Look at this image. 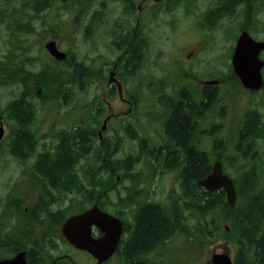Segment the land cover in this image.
Instances as JSON below:
<instances>
[{
  "label": "rangeland",
  "instance_id": "1",
  "mask_svg": "<svg viewBox=\"0 0 264 264\" xmlns=\"http://www.w3.org/2000/svg\"><path fill=\"white\" fill-rule=\"evenodd\" d=\"M154 2L155 0H148L144 6L153 5ZM80 3H84V7H81ZM220 4V0H179L169 8L165 6L164 9H157L150 23V30H145L149 34V46L148 50L143 53L144 61L139 75H130L124 69L122 70L124 92L128 96H134L136 109L124 119L119 130L120 144L115 145L111 144V139L116 132L110 131L104 134L103 131L100 136L106 113L99 116L97 112L92 111V108H101L104 112H108L109 107H112L116 112H121L128 107L118 97V90H112L108 82L109 73L121 56V52L113 47L114 39L110 37L109 31L113 26L118 27L117 24L122 21V12L126 11L127 5L117 0H71L69 4L63 6L57 4L47 12L50 18L48 20L53 18L60 20L59 26L56 25L57 29L51 26V30L55 31L51 34L46 19L35 16L26 0H0V63L5 61L6 57L9 58L11 53L17 55L19 60H23L24 57L21 56H24L26 51L31 58L35 59L31 63H26L28 68L38 73V76L31 81V88L27 89L26 94L30 91L31 101L35 107L37 106L33 124L28 127V130L32 127L37 131L35 135L40 144L38 152L56 147L59 142L57 132H52V130L57 127L62 129L70 126L68 130H71L80 125L92 129L98 135L100 144L96 143L89 155L79 161L77 169L87 186H95L99 191L108 190L103 199L107 212L120 213L132 230L135 224L133 206L150 201L165 206L169 214L175 215L184 225V229L190 231L189 237L176 235L157 252L147 253L142 259L148 264H212V256L223 252L229 253L233 260L236 257L237 245L229 234L226 235L229 238L209 240L207 235L198 236L196 233L195 227L201 231L206 229L202 220L196 222L193 218L186 219L189 213L183 209L180 198L182 194L181 173L176 170L180 169L182 164L176 166L170 163V156L166 155L167 150L165 149L170 145L164 144L165 142L161 139L160 119L163 114L153 108L156 102L168 104L172 100L169 94L172 91L174 94L175 83L182 78L180 67L182 63L177 59L192 60V63H195L192 67L193 71L197 74L203 72L207 77V74H211V70L215 69L213 74L215 79L227 78L230 64L229 36L232 32L234 33L237 25H252L251 21L259 28L258 35L264 38V0H255L252 8H247L244 4H236L232 16L226 15L212 25L206 23L204 16L218 8ZM246 9H249L248 13L251 12L250 9H255L252 16L248 17L247 12L244 13ZM96 11H99L97 16L102 21L97 22L94 18ZM28 17H35L32 22L34 32L20 35L21 37L17 36L16 29H14L15 19L26 21ZM91 20L95 21L92 23L93 40L86 34V27ZM147 27L148 25L145 29ZM49 40H55L59 49L71 55L73 61L58 62L51 57L44 48V44ZM80 63L83 65V68L80 67L84 74L79 76L82 82L78 83L77 77L71 73L75 72L77 65H81ZM189 63L186 62L187 65ZM147 75L151 77L148 78ZM142 79L150 80L140 82ZM153 79L160 93L157 95L155 89L151 87L150 92H146L151 95L156 94L155 98L146 95L144 98L139 97L142 83H152ZM166 81L168 89L165 86ZM217 86L219 88L215 104V127L211 124L213 123L211 115L207 114L205 120H202L204 130L199 132L201 136L198 138V143H195V148L199 152L209 153L212 165L213 162L220 160L217 159L218 157L223 158L221 161L224 169L233 178L237 190L245 185V176L249 178L248 182L253 180L252 192L248 195L243 193L238 197L237 204L240 205L250 196L264 194V160H251L247 156H242V152L233 147L235 125L232 116L245 110L249 105V100L244 99L240 88L236 91L228 82ZM22 88V84L18 81L0 86V116L6 113L10 102L26 91ZM142 88L146 89L143 86ZM188 89L191 90L192 87ZM250 104L260 107L264 104V99L261 95L255 96ZM141 105L147 108L142 110L143 113L140 110ZM260 109L264 111V108ZM90 114L91 118H89ZM6 137L0 142V239L9 237L12 229L16 240L17 238L22 239L21 236H27L25 234L33 227L30 222L24 220V208L36 207L43 195H46L47 204L52 203L51 206L47 205L46 213L53 217L67 215L65 213L71 209L73 211L74 207H78L81 203L84 204V201L87 202L85 197L77 193L50 190L48 193L47 190L45 191L44 186L47 184L44 181L43 184L41 178L40 180L34 177V173H29L33 170V161H22L14 157L10 151L8 137L7 139ZM193 137L196 139L195 134ZM142 140L147 146L145 150L150 153L148 158L142 153V142H140ZM217 141H221L223 148L215 151ZM256 144L255 147L261 148L260 153L264 152V141H258ZM129 155L138 157V162L131 171L132 175L134 174L133 179H130V176L124 177L121 172L115 170L114 176L102 175V170L107 165L112 167L111 162H120ZM247 155L252 156L250 153ZM108 180H111V185H115V189H109ZM128 201L132 203L127 204ZM18 203L22 204V209L12 208V210L16 209L15 216L14 212L8 211L9 219L6 222L1 217L3 210L9 207L8 204L14 207ZM174 203L177 205L176 208H174ZM217 219L219 225L230 233L231 224L225 216L217 215ZM2 223L4 225H1ZM39 224L43 229L42 222ZM28 234L30 237V233ZM44 234L47 235L48 231L43 229L40 237ZM137 261L139 260H135ZM111 263L119 264L118 258H114ZM120 264L126 263L121 262Z\"/></svg>",
  "mask_w": 264,
  "mask_h": 264
},
{
  "label": "trees",
  "instance_id": "2",
  "mask_svg": "<svg viewBox=\"0 0 264 264\" xmlns=\"http://www.w3.org/2000/svg\"><path fill=\"white\" fill-rule=\"evenodd\" d=\"M178 1L171 0L170 4L167 5L168 8ZM26 2L35 16L39 18L44 17V20L46 19L50 30L52 29L51 26L56 27V29L58 28L60 20L58 18L48 20L49 13L47 12L57 4L60 6L59 0H26ZM220 2V6L214 9L215 11L211 10L210 14L204 16L206 23L212 25L226 15L232 16L234 13L233 8L238 3L245 2L249 8H252L255 0H220ZM80 5L84 7V3H80ZM33 18L28 17L26 21L15 19L14 25L16 27L14 29H16L15 33H17V36L21 37L20 35L34 32L32 25ZM52 32L55 31L51 30L50 33L52 34ZM127 41L130 45L132 57L130 56L128 59L126 69L129 68L133 72L131 68L135 65L137 66L139 61L141 62V46L135 44L132 37L128 38ZM21 57H24V59L19 60L17 55L11 53L9 58L6 57V60L0 63V86L18 81L22 84V89L26 90L16 100L9 103L6 111V113L10 112V115L18 119L21 125H26L27 129L16 132L12 137L11 153L22 160H28L36 156L35 164L32 168L40 176L38 178H41L45 184L51 187L58 188L60 191L80 192L86 200L89 198V202L91 203L95 202L97 197H106L105 194L108 190L101 189L99 191L95 186L88 185V187L77 173L79 161L89 155L98 140L97 138L94 139L95 135L93 140L89 141L85 131L79 130L78 132L75 131L74 134H70L69 130H61L58 146L48 149V151L47 149H43V151L38 152V138L33 132L28 130V127L34 121L37 106L35 107V104L31 101L30 91L29 94H26L27 89L31 88V81L38 76V73L27 67L26 63H31L35 60L27 54V51ZM69 61H73L71 55H68V58L64 62ZM80 64L77 65L78 68L75 69V72L71 73L77 77L78 83L79 81L80 83L82 82L79 76L84 74L82 73L83 65L82 63ZM219 80L221 83H226L228 82V76L227 78L219 77ZM218 88V86L207 88L206 90L208 91H204L201 102L182 92L176 101L172 100L168 104L170 113L168 115L166 130L169 138L167 137L166 140L170 147H165L167 150L166 155L170 156L169 161L172 165H183L182 171H180L182 188L180 198L183 209L189 213L186 219L193 218L196 222L202 220L206 227L204 231L195 227L197 235H207L209 240L213 241L221 237L234 238L233 240L237 245L238 251L235 264H264V194L250 196L242 204L231 206L227 202L224 190L212 193L197 185L198 180L207 177L212 172L213 165L210 161L211 155L209 153L197 151L195 148L196 139L193 135L198 131L200 126L197 122L206 118L204 112L213 99V89H215V104L217 103ZM259 131L257 119L254 116L248 117L246 126L242 131V139L244 140L246 137V139L251 138L252 134H258ZM246 141L244 140V144L248 146V142L246 143ZM140 142H142V153L148 158L150 153L145 150L147 146L143 140ZM221 144V141H217L215 149L223 148ZM217 159L221 161L223 158L218 157ZM137 162L138 157L129 155L120 162H111V168L108 165L105 168L110 172L114 170L119 173L121 172L124 177L130 176L129 178L133 179L134 174L132 175L131 171ZM248 180L249 178L247 179V176H245V185L237 190L238 197L243 193L248 195L252 192L253 180L249 182ZM110 181L108 183L109 189H115V185H111ZM131 203L132 201H128L127 204ZM175 203L173 204L174 208L177 206V203ZM133 207L135 208L133 218L135 224L134 228L129 231L132 237L128 243L129 255L124 257H128V259L129 257L132 258L131 255L138 251V258H134V260H139L137 261L138 263L135 262L136 264H148L142 258L146 257L147 253L152 254L153 252H157L161 246L172 240L176 235L189 237L190 231L185 230L184 225L175 215L169 214L165 206L148 201L142 205L139 204ZM217 215H224L229 221L231 224L230 233L227 232L226 228H222L219 225ZM12 232L13 229L8 238H11L10 240L14 242L16 239L13 237ZM227 234H229V237L226 236ZM244 251L252 253L246 254ZM3 253V250L0 249V258L2 257L1 254L4 255ZM32 254L33 257L37 256L36 253ZM256 259L258 260L255 261ZM131 262L132 260L128 264H132Z\"/></svg>",
  "mask_w": 264,
  "mask_h": 264
},
{
  "label": "flooded vegetation",
  "instance_id": "3",
  "mask_svg": "<svg viewBox=\"0 0 264 264\" xmlns=\"http://www.w3.org/2000/svg\"><path fill=\"white\" fill-rule=\"evenodd\" d=\"M117 1L121 2L122 4H126L127 8L125 12H122V17H121L122 21H119V23L117 24L118 27H115V26L111 27V31H113L112 33L111 31H109L110 37L114 39L113 47H116L115 49L121 52V56L117 59L112 70L110 71L108 82H109V85L112 87V90H116V89L118 90V97L123 103H126L128 107L125 111H121V112H116L115 109H113L112 107H109L108 112L107 111L104 112V110L101 108H96V107L92 108V111L97 112L99 116L106 113L103 124L106 122L107 129L104 134L110 131L116 132L115 135L111 139V144H115V145L120 144L121 139L119 137V133H120L119 130L122 127V123L124 119L128 117L129 115H131L136 109V99L134 98V96H128L124 92V83L122 82V79H123L122 77H124V75L122 74L123 72L122 70L124 69V71H126V73L130 75H136V76L139 75V71L140 69H142L143 61H144L143 53H145L146 50H148V46H149V34L148 32H145V30L147 31L150 30L149 29L150 23L153 20L154 14L157 12V9L167 6L168 4H170L171 0H155L153 5L148 4L146 7L144 5H145V2L148 0H141V2H139V0H117ZM239 4H244L248 8V5H246L245 2L238 3L237 5ZM248 10L249 9H246L244 13L246 14L247 12L248 17L252 16V12L255 9H250L251 10L250 13H248ZM97 14H99V11H96L94 14V18L96 19V21L97 22L102 21L101 18L97 16ZM93 22L95 21L91 20L86 27L87 37L88 38L92 37V40L94 38V32H93L94 28L92 24ZM250 23L252 25H246V24L237 25V28L235 29L234 33L232 32L229 36L230 38V47H229L230 64H229L228 83L236 91H238L237 89L240 88L241 90L240 92L244 96V99L246 100L247 98L249 100V105L245 108V110L240 111L239 113L237 112L232 116L233 124L235 125V137H234L235 143L233 144V147L235 150L242 152V156L244 157L247 156L251 160H254V159L264 160V152L260 153L261 148H259V146L255 147L258 141H264V111L260 109V108H264V104L261 105L260 107H257V106L254 107L252 104H250L252 98L255 96L261 95V98L264 99V65L261 70L262 76H263V86L259 90H250V89L245 88L241 80L237 76L236 71H235V66H234V59L236 56L237 47H238L241 35L244 32H247L255 41L264 42V38L258 35L259 28L254 26L255 24H253V22L250 21ZM147 25L148 27L147 29H145ZM131 37L133 38V41L135 44L141 46V62L139 61V64L137 66L135 65L133 68H131L133 72H131L129 68L126 69L127 61L131 56L130 45L127 39L128 38L130 39ZM188 58L191 59V57H188ZM259 58L264 64V50L260 53ZM120 60H122V62H120ZM178 60H180V62L182 63V66H180L182 68V72H181L182 78L176 81L175 83L176 86L173 88V90H176L174 94H172L173 91L170 94L168 93L170 95V99L176 101L178 99L179 94L182 92H185L188 94V96L194 97L197 101L201 102L203 100L204 91H208L206 89L209 87L215 88V84H213V82L215 83V75H213L215 73V69L211 70V74H207V77H205L203 72L197 74L193 71L192 67L195 65V63H192V60L183 61L181 58L177 59V61ZM186 62H190L191 64L189 63V65H187ZM150 75H147L149 76L148 78L151 77ZM111 79L113 81L110 83ZM145 80H150V79H144V80L142 79L140 82H144ZM142 86L146 87V89L144 90ZM165 86L168 89L167 81H166ZM151 87L155 89L157 95L160 93L159 89L156 88L155 86V80L152 83L149 82L148 84L142 83L141 89L139 88L138 89L141 90V94H143V92H146V91L150 92ZM188 87H192V89L189 90ZM120 88H121V92H120ZM148 92L144 93L143 95L140 94L139 97L144 98L145 95L147 97L151 96L152 98L156 97V94L151 95ZM213 92H214V96L210 102L211 106L209 105L207 107V109L205 110L206 113L204 112V114H206V116L207 114L211 115V120L213 121V123L211 124H213L215 127V123H214L215 122V89H213ZM172 100H170L169 103ZM168 104L166 103L160 104L156 102V105L153 106V108H155L156 111H161V113L163 114L162 118L160 119V122L161 124L164 123L162 125L163 129H162V134H161V139L162 141L165 142L164 144L167 143L166 124L168 121V115L170 113ZM146 109H147L146 107H143L142 105L140 106L141 113H143L142 110H146ZM9 113H5L3 114V116H0V125L3 126L5 137L6 136L8 137L10 151H11L12 137L15 135L16 132L25 131L27 129H26V125L24 124L21 125L18 119H16L13 115H10ZM252 116H254L257 119V122L259 123L260 131L258 134H252L251 138L244 139V140H247L246 142H248V146H247L244 144V140L242 139V131L244 127L246 126L248 117H252ZM89 118H91V114L89 115ZM197 123L200 124V126L198 129L199 131L195 132V137H196L195 143H198V138L199 136H201L199 135V132L203 129L202 120H199ZM68 129H70V126L66 128H62V129H58L57 127L55 128V130H52V132H57V138H58L57 141H59L61 130H68ZM79 130L86 132V134L88 135L89 141H91L94 138V135H95L94 139L98 137L95 131H92V129H87L84 126H80V125L72 128L71 130H69V132L70 134H74L75 131L78 132ZM30 131L33 132L34 134H36L37 132L32 127ZM214 132H215V129H214ZM6 133L8 134L6 135ZM59 143L60 141L56 144V146H58ZM96 143L100 144L99 139L96 141ZM240 144L241 146L239 147ZM243 145H244V148H243ZM248 153L252 154V156L247 155ZM13 156L16 157L15 155ZM260 156L262 157L260 158ZM28 160H32L33 165H34L36 156ZM22 161H27V160H22ZM182 168H183V165L180 166V169H176V170L180 172L182 171ZM29 173L30 174L34 173L33 174L34 177H37V178L39 177V175L35 172V170H31V172L29 171ZM77 173L80 176L79 169H77ZM109 174L111 176H114L115 172L114 171L110 172L106 168L102 170L103 176H108ZM42 183H43V180H42ZM44 189L45 191L47 190L48 193L50 191H60L58 188H54L49 185H45ZM62 192L76 193L75 191L69 192L66 190ZM77 194L82 196L80 192ZM45 197L46 195H43L41 197L40 203L36 204V207L31 208V209L29 207L24 208V211H23L24 216H25L24 220H27L28 222H30L33 228L27 231V233L25 234L27 236H21L23 237L22 238L23 242L19 238H17V240L14 242L10 240L11 238H8V237L0 239V242H1L0 249L3 250V252L6 251L5 253H7V254L4 253L5 258H2V259L0 258V260L10 259V258L15 257L17 254L21 252H26V260L28 264H113L111 262L113 261L114 258H118L119 264L121 262L122 263L125 262L126 264H128L130 260H132L131 262L132 264H136L134 258L136 259V257H138V251L131 255L132 258L129 257L128 259V257L127 258L124 257V256L129 255L128 254L129 253L128 243L130 242L132 237H131V234H129L130 227L128 226L127 222L123 219L120 213L116 215L110 213L111 215H114L115 217L119 218L123 222L124 228H123L121 238L116 246L115 253L109 260H106L102 263H99V260L91 252L80 249L74 244H72L70 241L67 240V238L63 234V226L69 217L82 214L85 211L91 209L96 204L98 205V208L101 211L107 212L105 202L103 201V199H105V196L97 197L95 202H92V203L89 202V198H87V202L84 201V204L81 203L82 205L80 204L78 207H74L73 211L71 209L70 211L65 213L67 215H61L62 217H59V215H55L53 217L52 215H49V213H46L47 205L51 206L52 203L48 202L47 204ZM8 206L9 207H7V209H4L1 214V217L6 222H8L7 220L9 219L8 211L14 212L13 215L15 216L17 213L15 212L16 209L12 210V208L18 207L17 210L22 209V204L20 203L15 204L14 207L12 206V204H8ZM42 215H45V217H42ZM39 222H42L43 229L48 231L47 235L44 234L45 235L44 238H42L44 235L40 237L41 230L43 229H41V226H39L40 225ZM3 224L4 223H2L1 225ZM28 233H30V237ZM104 236H105V233H103L102 230L98 226L92 227L91 229L92 239L100 240ZM244 252L246 254L252 253L250 251H244ZM32 253H36L37 256L33 257ZM237 255H238V251L236 252V257ZM257 260L258 259H256V261Z\"/></svg>",
  "mask_w": 264,
  "mask_h": 264
},
{
  "label": "water",
  "instance_id": "4",
  "mask_svg": "<svg viewBox=\"0 0 264 264\" xmlns=\"http://www.w3.org/2000/svg\"><path fill=\"white\" fill-rule=\"evenodd\" d=\"M67 3L69 0H61ZM46 50L51 56L59 61L67 58V53L59 50L57 42L50 40L45 44ZM264 50V42L255 41L247 32L241 35L234 66L237 76L240 78L244 87L251 90H259L263 86L262 68L263 62L259 55ZM113 80H110V83ZM116 81V80H115ZM218 81L215 80V83ZM121 92V88H120ZM107 128L106 123L102 127V132ZM4 138L3 126H0V141ZM197 185L206 191L215 193L225 190L227 200L230 205H235L237 193L232 179L224 173L221 161H216L212 172L205 178L198 180ZM98 226L105 236L100 240L91 238V229ZM123 222L115 216L105 213L94 205L91 209L82 214L70 217L63 226V234L72 244L80 249L91 252L102 263L108 260L115 252L116 246L123 232ZM0 264H28L26 252H21L15 257L0 260ZM212 264H233L230 254H214Z\"/></svg>",
  "mask_w": 264,
  "mask_h": 264
},
{
  "label": "bare ground",
  "instance_id": "5",
  "mask_svg": "<svg viewBox=\"0 0 264 264\" xmlns=\"http://www.w3.org/2000/svg\"><path fill=\"white\" fill-rule=\"evenodd\" d=\"M215 11V10H214ZM224 13V12H223ZM210 14V13H209ZM214 14V13H213ZM209 17V16H208ZM211 19H212V16H211ZM215 19V18H214ZM213 19V20H214ZM213 22V21H212ZM121 46V45H120ZM122 47V46H121ZM124 48V47H123ZM128 49V48H127ZM132 57V56H131ZM126 60V59H125ZM210 105V104H209ZM211 106V105H210ZM169 110V109H168ZM168 110H167V112H168ZM205 113H206V111H205ZM167 114V113H166ZM169 117V116H168ZM202 117V116H201ZM166 118V117H165ZM167 121V120H166ZM220 122V121H219ZM215 123V122H214ZM164 124V123H163ZM162 124V125H163ZM161 128V127H160ZM212 128V127H211ZM163 129V128H162ZM204 130V129H203ZM211 130V129H210ZM160 132V131H159ZM217 132H218V130H217ZM220 133V132H219ZM218 133V134H219ZM168 134V133H167ZM203 134H205V133H203ZM210 134V133H209ZM145 135V134H144ZM143 135V136H144ZM154 135V134H153ZM215 135V134H214ZM159 136V135H158ZM207 136L209 137V135L207 134ZM249 136V135H248ZM168 137V136H167ZM238 137V136H237ZM169 138V137H168ZM212 138V137H211ZM247 138V137H246ZM151 139V138H150ZM166 139V138H165ZM150 141V140H149ZM161 142V141H160ZM168 142V141H167ZM199 143H200V140H199ZM247 143V142H246ZM158 144V143H157ZM226 146V145H225ZM213 148V147H212ZM221 148V147H220ZM219 150V149H218ZM215 151H216V149H215ZM168 153V152H167ZM223 153V152H222ZM225 154V153H224ZM150 156V155H149ZM211 157V156H210ZM214 157V156H213ZM140 158V157H139ZM151 159V158H150ZM155 159V158H154ZM154 159H151V160H154ZM146 160V159H145ZM150 160V161H151ZM158 164V163H157ZM197 181V180H196ZM137 190V189H136ZM137 195V194H136ZM260 201V200H259ZM207 212V211H206ZM191 215V214H190ZM209 218V217H208ZM18 223H20V222H18ZM17 226V225H16ZM23 238V237H22ZM58 238V237H57ZM162 238V237H161ZM32 239V238H31ZM22 240V239H21ZM30 240V239H29ZM166 240V239H165ZM24 241H26V240H24ZM22 242H23V240H22ZM30 243V242H29ZM165 246V245H164ZM3 247V246H2ZM163 249V248H162ZM7 250H9V249H7ZM161 250V249H160ZM162 251V250H161ZM6 252V251H5ZM9 252V251H8ZM154 253V252H153ZM147 255V254H146ZM46 257V256H45ZM42 262H43V260H42ZM45 263V262H44Z\"/></svg>",
  "mask_w": 264,
  "mask_h": 264
}]
</instances>
